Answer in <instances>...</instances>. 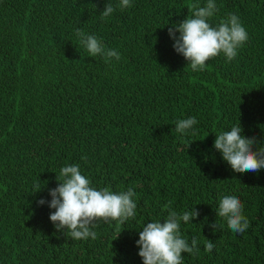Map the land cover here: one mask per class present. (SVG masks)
<instances>
[{
  "label": "trees",
  "instance_id": "obj_1",
  "mask_svg": "<svg viewBox=\"0 0 264 264\" xmlns=\"http://www.w3.org/2000/svg\"><path fill=\"white\" fill-rule=\"evenodd\" d=\"M194 2L131 0L104 18L105 4L119 0H0V264H142L139 230L163 222L169 202L200 213L181 224L185 238L200 241L183 264H264V169L234 172L213 147L239 121L243 135L264 142V0H215L209 22L235 14L248 40L232 61L220 54L197 71L168 33ZM77 29L120 59L90 56ZM189 117L194 131L177 133ZM68 164L97 188L133 187L136 216L119 227L96 221L95 239L57 231L55 210L37 201L51 200ZM230 194L250 221L242 234L216 216Z\"/></svg>",
  "mask_w": 264,
  "mask_h": 264
},
{
  "label": "clouds",
  "instance_id": "obj_2",
  "mask_svg": "<svg viewBox=\"0 0 264 264\" xmlns=\"http://www.w3.org/2000/svg\"><path fill=\"white\" fill-rule=\"evenodd\" d=\"M131 6V0H119L115 7L106 3L101 16L107 18L117 7L123 10ZM216 11L215 0H206L203 6L196 0L189 5L187 17L168 28L169 36L174 41V50L182 54L193 71L202 70L208 60L220 54L227 61H232L236 58L238 49L248 40V32L235 14H228L213 26L209 20ZM76 35L90 56L99 55L106 62L112 58L120 59V54L114 49L106 48L96 35L87 34L81 29L76 30ZM197 123L195 117L178 120L175 131L181 134L194 131ZM243 131L239 121L230 130L216 134L213 147L221 153L222 159L234 172L259 173L264 169V142L258 141L255 136L243 135ZM56 180L58 186L48 190L51 200L40 199L37 203L41 206L47 203L50 209L55 210L49 215L50 221L57 231H63L71 240L95 239L96 232L93 229L98 220L115 221L119 227L136 216V193L133 187L120 192L108 187L97 188L82 174L78 164L63 166L60 169V178L56 177ZM41 190L38 187L34 193ZM166 207L168 211L162 219L163 222L150 221L139 230L136 245L142 264H183V253L193 256L199 254V239L193 236L189 241L181 233V224H188L199 217V211L193 207L177 212L171 208V202ZM216 216L226 220L233 233L242 234L250 227V221L243 215V204L234 194L224 195L219 199ZM205 223H208L207 217L200 223L202 228ZM209 227L215 233L221 225L215 221ZM214 248L215 242L207 238L204 242L205 251L212 252Z\"/></svg>",
  "mask_w": 264,
  "mask_h": 264
}]
</instances>
